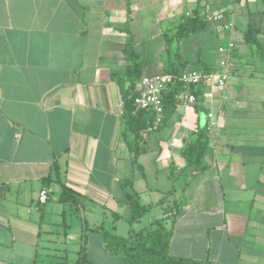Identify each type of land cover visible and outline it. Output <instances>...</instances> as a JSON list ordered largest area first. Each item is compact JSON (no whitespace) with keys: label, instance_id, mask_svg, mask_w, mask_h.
Here are the masks:
<instances>
[{"label":"crops","instance_id":"0c3cea01","mask_svg":"<svg viewBox=\"0 0 264 264\" xmlns=\"http://www.w3.org/2000/svg\"><path fill=\"white\" fill-rule=\"evenodd\" d=\"M195 1L0 0V264H66L69 234L58 230L59 222L67 226L66 210L54 221V203L48 206L59 202L60 185L42 182L55 161L63 182L82 194L76 208L60 203L115 222L113 230L94 224L93 241L84 233L79 252L94 264H124L97 229L116 233V223L127 220V179L142 203L162 208L159 218L172 229L171 254L264 264V0H240L226 32L210 21L212 6L202 0L216 48L219 34L235 44L224 60L216 48L201 50L224 83L209 79L197 103L188 101V91L177 96L168 121L154 120L141 132L137 156L123 135L121 91L129 83L121 85L117 76L123 79L130 65L124 27L168 21L172 29ZM249 22L260 29V52L245 40ZM185 41L179 42L183 56ZM142 45L135 48L139 61L148 55ZM147 68L143 75H151ZM201 128L209 140L206 168L194 173L182 149ZM43 189L46 203L39 202Z\"/></svg>","mask_w":264,"mask_h":264},{"label":"trees","instance_id":"16d2710c","mask_svg":"<svg viewBox=\"0 0 264 264\" xmlns=\"http://www.w3.org/2000/svg\"><path fill=\"white\" fill-rule=\"evenodd\" d=\"M201 2L202 0H197V5L192 10V13L190 15H182L178 24L165 32V51L168 56V70L165 73L178 76L185 70L190 69L191 62L181 54L179 42L207 28L208 22L205 20L203 14V9L206 7V4H202ZM127 27L124 28L125 31H128ZM259 32L260 29L249 22L244 34L245 40L249 44L257 47L256 52H260L261 47L258 37ZM131 41L132 40H128L125 47V54L130 61V65L127 68L125 77L122 79L117 76V79L121 85L123 81L129 83L126 88L122 87L121 91L124 116L126 119L123 135L134 151L135 156H137L140 152L139 144L143 139L141 132L152 126L155 120V114L152 111L138 109L135 105V97L139 95L137 86L144 76L140 74L144 65L142 61H139V54L133 49ZM174 45H176L175 50L172 49ZM260 55L262 56L263 54L260 53ZM193 63L194 62H192V65ZM197 63L202 66L206 74L212 72L213 68L210 66L209 62L202 58V54ZM206 84V79H202L199 83L190 86V90L197 97V101L201 99ZM183 89V83L176 81L171 86L170 90L164 94L163 123L168 121L176 111L178 102L177 95ZM130 137L132 138L131 141ZM208 146L209 140L204 137V129L202 128L199 130L198 137L194 141L184 144L182 155L187 161L188 166L193 168L194 173L205 170L206 165L204 159ZM42 182L46 187L50 186L52 183H58L60 185L59 202L68 204L70 207H75L81 202L82 194L68 186L61 179L60 168L56 161L52 165L51 173L42 178ZM122 185L123 188L126 189V196L131 208L127 221L133 224L140 221L152 207L149 204L141 202L139 193L134 188L131 179L122 181ZM161 201L164 202V200ZM164 210L165 213L168 212L167 209ZM97 230L101 232L106 248L118 254L123 259L124 264H211L210 259L199 260L171 254L170 244L172 229L166 227L164 218L154 219L148 226L139 230L133 229L126 236L118 235L102 227ZM76 264L94 263L88 259L85 251L81 250Z\"/></svg>","mask_w":264,"mask_h":264},{"label":"rangeland","instance_id":"374dc122","mask_svg":"<svg viewBox=\"0 0 264 264\" xmlns=\"http://www.w3.org/2000/svg\"><path fill=\"white\" fill-rule=\"evenodd\" d=\"M211 1V2H210ZM195 4L194 7L197 5V0L192 3V5ZM208 4L212 6V10H210L209 14H211L212 19L210 20L213 23H219V32L220 29H224L223 31H230L232 30V24L235 13L239 12L240 9V0H208ZM191 5V6H192ZM190 6V7H191ZM188 8V7H186ZM128 26V27H127ZM126 27L128 28V40H132V47L135 50L140 51L139 45L143 43V51L147 53L145 57L147 59H144L143 65L144 67H148L146 74H162L165 73L168 70V63H167V53L165 51L166 41H165V32L169 26L170 22L164 21L160 22V24H157L154 22L145 23L142 21H139V23L135 26V29L131 31V25L128 23ZM124 27V28H126ZM210 30V31H209ZM215 29H212L211 27H208V30H202L198 34L189 37L186 39L183 45H181L182 50L185 52L184 56L186 59L190 60L191 65L189 68H194L199 70L200 66L197 63L199 60V57L202 54V49H204L205 46H207V49L216 48L214 40L216 39L214 37ZM212 34V35H211ZM131 37V39H130ZM135 37V40H134ZM230 37V36H228ZM232 38L235 42L241 41L239 34L232 33ZM196 40V41H195ZM228 39L224 35L221 37L219 34V46L218 53L222 54L223 60L227 57L226 52H223L221 50V47L228 45ZM137 42V43H136ZM135 43L137 46L135 47ZM176 45L172 47L173 50H175ZM217 51H212L213 57L218 58L219 54ZM231 55H233V52H231ZM192 62L193 65H192ZM222 65V60L220 61ZM144 73L143 68L141 70V75ZM55 188H57L55 186ZM54 203V213H51L52 219L54 221L59 220L57 212H61V210H66V223L67 226L64 227V225H60V222L58 223V230L63 231V229L66 228L69 236L67 238V248H68V257L66 259V264H76L77 259L79 258V250L82 246V244L85 241V238H83L85 235L84 233H88L90 235L89 240H94V234L91 233V228L94 226V224H101L107 229L113 230L114 221L112 216H104L99 211L95 216L92 214L89 216L87 211L86 215L87 222H85V212L81 209L79 211L74 212L69 208L68 205H63L60 202H57L55 200H52L48 203V206ZM162 216V208L160 206H153L152 210H150L141 221L135 222L133 224L129 223L127 220L122 219L119 220L116 223V233L119 235L126 236L130 233L131 230H139L149 224V221L154 217H161ZM96 219V221H92V219ZM98 220V221H97ZM57 224V223H54ZM85 224H87L88 229L85 230ZM56 230V228H54ZM63 236V235H62ZM90 258V255L89 257Z\"/></svg>","mask_w":264,"mask_h":264},{"label":"built area","instance_id":"2783aa9c","mask_svg":"<svg viewBox=\"0 0 264 264\" xmlns=\"http://www.w3.org/2000/svg\"><path fill=\"white\" fill-rule=\"evenodd\" d=\"M234 49L235 44L233 42H229L227 46L221 47V50L226 52L228 56L231 55ZM222 66L227 69L231 66V62L229 60L222 61ZM212 77L216 79L217 84L224 83V75L206 74L204 70H197L194 68L185 70L178 76H174L171 73L144 75L137 86L139 95L135 97V105L138 109L154 112L155 120L159 122L163 118L164 94L170 90L171 86L176 81L182 82L184 86V89L180 91L177 96L179 97L184 91H188V101L195 103L197 97L191 92L190 86L199 83L202 79L208 81ZM48 198L49 195L47 190L43 189L39 195V202L46 203Z\"/></svg>","mask_w":264,"mask_h":264}]
</instances>
